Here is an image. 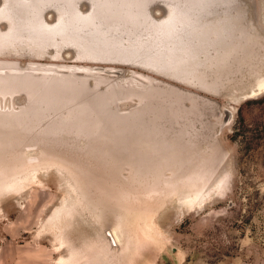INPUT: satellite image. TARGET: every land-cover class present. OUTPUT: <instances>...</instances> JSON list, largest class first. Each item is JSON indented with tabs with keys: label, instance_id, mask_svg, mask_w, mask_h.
I'll return each mask as SVG.
<instances>
[{
	"label": "rangeland",
	"instance_id": "1",
	"mask_svg": "<svg viewBox=\"0 0 264 264\" xmlns=\"http://www.w3.org/2000/svg\"><path fill=\"white\" fill-rule=\"evenodd\" d=\"M164 1L146 5L150 20L165 16ZM235 1L240 18L234 34L240 31L241 40L229 48L225 71L230 74L218 86V97L139 68L97 64L77 66L113 72L76 73L73 80L86 86L68 96L65 84L48 70L65 72L73 66V51L65 50L64 61L52 63L0 58V181L13 173L20 183L18 194L6 188L15 182L0 187V264H57L60 259L64 264L103 259L114 264H264V92L252 91L264 78V0ZM50 8L42 14L48 25L56 18ZM78 8L84 14L88 5L79 0ZM6 30L0 22V35ZM77 46L81 51L82 45ZM9 70L24 73L6 74ZM152 79L173 89H143L141 82ZM121 80L140 85L127 89ZM193 97L215 106H198ZM26 104L33 108L23 110ZM80 118L89 126L84 132L77 130ZM20 121L28 129L18 127ZM51 123L60 128L50 133ZM73 135L87 139L78 147L105 152L62 154L55 144L42 142ZM103 136L122 147L134 140L129 143L134 149L115 150L96 139ZM214 186L220 189L205 207L183 203L197 189L203 196ZM63 201L69 204L70 220L59 225L56 241L48 233L49 219ZM116 226L120 252L107 233ZM61 240L64 249L56 251Z\"/></svg>",
	"mask_w": 264,
	"mask_h": 264
},
{
	"label": "bare ground",
	"instance_id": "2",
	"mask_svg": "<svg viewBox=\"0 0 264 264\" xmlns=\"http://www.w3.org/2000/svg\"><path fill=\"white\" fill-rule=\"evenodd\" d=\"M1 1L2 5L0 6V22L4 23L7 26V30L5 31V34L0 35V58H5V56L14 57L17 59L20 57H28L38 61L47 59L51 63L59 61L62 62L64 60L61 53L65 50H70L73 51L74 54L72 57V64L74 65L87 64L88 66V64H97L108 66L122 65L133 68L135 67L141 70H145L150 74L170 80L174 83L185 85L189 88L196 87L200 92L215 96L218 94V86H220L225 80V76L227 75L228 77L230 74L225 71L231 54V51L229 52V48L234 44L232 42H234L235 40H241L239 38L240 31L238 32V36L234 34V32H236V29L239 27L238 21L240 18L239 9L235 0H165L163 3L166 12L165 16L162 19L157 20V22L150 20L148 10L144 9V6L148 5L149 8V6H151V3L157 0H84V2L88 5V10L84 14L80 13L79 11V0ZM46 6H51L50 10L56 16L55 21L53 20L54 22L49 25L46 24L44 22V19L42 18V14L44 11L43 8ZM218 10L220 12L219 14L216 13ZM7 36L9 38H6ZM241 36H244V34ZM77 44L82 45L81 51L79 50L80 48L77 46ZM260 62H257V64H260ZM0 71L1 73H4L3 69H1ZM253 71H256V69H254ZM5 73L10 74V72ZM14 74L18 76L22 75L21 72ZM44 77L45 76H43V78ZM56 77H58L56 79H59L60 82L63 81V83L65 84L68 96L76 93L78 95L81 89L84 88L83 84H77L72 77ZM204 77L207 79V83L201 82L202 78ZM66 80L69 81V83H67L68 85L65 83ZM130 83L131 80L125 83V85L133 87L130 85ZM142 84H145L144 88H150L149 83H145L142 81ZM253 85L254 87L252 86V88L254 89L252 91L254 95L255 93L264 92V78L257 80ZM1 95L4 96V94ZM5 98H7V96H5ZM4 103H7V100H5ZM27 106L24 107V109L22 107V109L28 110L32 108V105L28 107ZM66 114L68 115V113ZM41 118L43 119V117ZM64 118L65 116L63 117V119ZM77 120L79 121V118H77ZM91 120L88 121L91 122ZM74 122L76 123L77 121ZM81 122L82 120L80 118V124L78 125L77 123V125L79 126V128L77 129L78 132L83 131V126L85 125L84 122ZM17 124L19 125L18 127L27 128L26 125L28 123L25 124V122L20 121ZM94 124L95 123H93V125ZM59 125L52 124L50 133L56 131L55 127L62 128V126L60 125L59 127ZM77 125L74 126L76 127ZM98 126H100V124ZM65 127H67V125H65ZM87 127L89 128V126ZM87 127L85 126V129H88ZM103 127H105V125ZM104 129H106V127ZM104 129H102V131H104ZM68 130L67 132H69ZM73 130L75 132V129H72V132ZM103 133L106 132L104 131ZM69 134L74 133L70 132ZM123 134L124 133H122L121 135L124 136L125 134ZM50 138H52V140L49 138H45L42 142L50 143L51 145L55 144L56 146H58L57 150H59V152L62 154L64 152L70 154H79L80 152L85 151L88 154H98L99 152L104 151L102 149H99V151H97L91 149L90 147L88 148L87 145L86 147L88 149H84L82 145H79L81 148L78 147L77 143L79 144L85 141L87 142V139L84 136L73 135L65 136L64 138L53 136ZM96 139L101 141V143H106V146H112L115 150H121L123 148V151H126L128 149H130L129 151H131L132 148L134 149V145L129 144L132 143L131 140L126 142L128 146H124V148L117 144L113 140V138H110L108 136H103ZM65 145L67 147L66 150L63 147L60 148L61 146ZM5 150L7 151V149ZM12 151L15 152L13 149ZM10 175L12 176V179L10 178L11 176L9 177V175H7L0 181V187H4L5 184L7 186L15 182L14 184L7 186L6 188L9 190V192L13 191V193L16 194L19 190L18 185L20 183L18 184V181H16L17 179L14 177L15 175H13V173ZM33 176L34 175L29 178L32 179ZM25 178L26 177H21L22 180H25ZM36 181L38 183V180ZM23 186L20 188L23 189ZM219 187L220 186H214L212 188H209L211 192L209 191V194H204L203 196H201V189H197L191 195L187 196L185 198V202L183 203L186 204V207L194 206L196 208H203L211 201V197L215 193H218V190L220 189ZM68 210H70L69 204H67L66 201H63L58 206L57 210H55L50 216V226L48 233L56 241L59 240L58 238L61 235L59 225L69 223L70 217L67 213ZM117 227L119 226L110 228L107 233L109 234L108 237L113 244L112 246L118 248L117 250L120 252L119 245H122V238ZM59 242L55 243L56 251H61L62 249H64L63 241L61 240V243ZM142 242L143 240L137 243L138 247L141 246ZM61 244L62 246H60ZM131 250V246L125 247L123 249L124 253L130 252ZM95 255L98 256V253H95ZM62 263L63 260L60 259L59 263L57 264ZM95 264L114 263L108 262L106 261V259H103L100 262L95 260Z\"/></svg>",
	"mask_w": 264,
	"mask_h": 264
},
{
	"label": "water",
	"instance_id": "3",
	"mask_svg": "<svg viewBox=\"0 0 264 264\" xmlns=\"http://www.w3.org/2000/svg\"><path fill=\"white\" fill-rule=\"evenodd\" d=\"M147 8V6H144V9H146ZM66 70H64L65 72H63V70L62 71H53V70H48V72L49 73H52V72H54V77L55 78H58V77H56V76H62V77H65V76H67V77H72L73 79H75V77H76V73H82V75L84 74H87V75H89V74H91V73H93V74H99V72H97L96 70H103V71H112V69H110V68H105V69H103V68H100V67H94V68H87V67H78L77 65H73V66H69V67H67V68H65ZM7 72H10V73H18V72H21V71H19V70H13V72H11V70H9V71H7ZM113 72V71H112ZM22 74L24 73V72H21ZM26 73V72H25ZM65 73H67V74H65ZM102 75H103V73L102 72H100ZM45 75V74H44ZM60 81V80H59ZM75 81V80H74ZM121 83H124V81H120ZM143 82H145V83H149V86H150V88H144V86H145V84H142V82H141V85H142V88L143 89H152V88H160V86H163L164 85V87L166 88V89H173V88H171V87H169L168 85H165V84H162V83H160V82H158L157 80H153L152 79V81H149V80H147V81H143ZM61 83H63V81H61ZM76 83H79V84H83L84 86L83 87H85L86 85L84 84V83H80L79 81H76ZM114 84H116L117 86H119V81H117V82H115ZM125 84V83H124ZM130 85L131 86H133V87H129V86H126V88L127 89H138V87H139V85H138V82H135V81H131V83H130ZM191 100H192V102L194 103V104H197L198 106H205L206 105V107H208L209 109H213L214 108V106H215V104H213L212 102H209V101H207V100H204V99H201V98H195V97H193V98H190ZM143 103V102H142ZM196 106V105H195ZM109 107V106H108ZM33 108V107H32ZM101 108V107H100ZM110 109V108H109ZM13 113H16V112H13ZM85 126V125H84ZM84 126H83V129H85L84 128ZM131 140V139H130ZM132 142L134 141V140H131Z\"/></svg>",
	"mask_w": 264,
	"mask_h": 264
}]
</instances>
